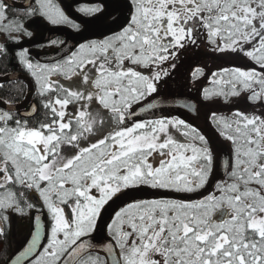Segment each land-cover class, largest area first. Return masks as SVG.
I'll return each instance as SVG.
<instances>
[{"label":"snow or ice","instance_id":"snow-or-ice-1","mask_svg":"<svg viewBox=\"0 0 264 264\" xmlns=\"http://www.w3.org/2000/svg\"><path fill=\"white\" fill-rule=\"evenodd\" d=\"M78 11L93 18L86 25L112 24L72 49L51 39L59 54L41 62L29 22L83 36L81 23L57 0H0V59L16 61L36 97L22 114L13 99L0 107V240L14 217L30 225L4 264H264V0H117ZM202 47L243 63L211 72L201 99L244 96L255 109L210 114L229 145L225 179L215 178L209 136L157 114L182 56ZM204 76L191 72L193 82ZM146 189L175 195L140 198Z\"/></svg>","mask_w":264,"mask_h":264},{"label":"rangeland","instance_id":"rangeland-1","mask_svg":"<svg viewBox=\"0 0 264 264\" xmlns=\"http://www.w3.org/2000/svg\"><path fill=\"white\" fill-rule=\"evenodd\" d=\"M61 7L64 9L66 14L73 19L74 21L81 23V26L83 27V37L81 40V43L86 42L85 37L87 39H98L101 37L102 33H105L108 31L109 27L112 24L111 18H106L104 21L95 24V25H86V21H90L93 18L90 17H85L83 14H81L78 11V8L84 7V6H94L100 3H116L117 0H61ZM119 13H117L118 15ZM107 22H110L107 26L105 25ZM30 27H37L38 25L32 22H29ZM41 26H43L41 22ZM50 25H46L45 27H49ZM102 26H106L108 28H104L103 31H99V29ZM91 27V28H87ZM110 35L111 32H108ZM204 47L196 50H188L186 53L188 54V58L186 60V53L182 56L181 61L185 62H180V65L178 66L177 71L173 75V77L169 80V83L164 86L162 89L161 94H171V95H178L180 92H182L184 95H189V96H194L197 97L198 102H199V115L197 117H193V120L196 125H199L201 128L205 125H203L204 119L208 120L210 117L211 112H214L218 108L222 107L221 100L217 99L214 102H206L201 99V92L197 93L199 87L201 88V83L200 86L197 84V82H192L191 84L189 83V78L186 77L185 75L189 73V69L194 67H204L206 71V79L210 76L211 72L218 70L221 67L226 66L228 63H232L233 58L229 55H226L228 60L224 58L222 55L214 54L208 49H203ZM206 50V51H203ZM235 61H241V60H235ZM234 61V62H235ZM65 83H67L65 81ZM178 93V94H177ZM181 94V93H180ZM151 99V98H149ZM245 97L241 96L240 101L244 100ZM139 105L135 106L136 109L138 108ZM248 105L244 104V108L247 107ZM157 114H163V115H175L179 116L180 118L185 119V115L183 112H180L178 110H160V112H157ZM191 123V122H189ZM154 193V194H153ZM160 196H170L169 192H164V191H159V190H151V189H146L142 194L140 198H154V197H160ZM122 205H114L113 207H119ZM110 212L112 211L111 209L109 210ZM26 237L18 238L16 235L12 239V245L14 250L19 249L22 243L25 242Z\"/></svg>","mask_w":264,"mask_h":264},{"label":"flooded vegetation","instance_id":"flooded-vegetation-1","mask_svg":"<svg viewBox=\"0 0 264 264\" xmlns=\"http://www.w3.org/2000/svg\"><path fill=\"white\" fill-rule=\"evenodd\" d=\"M11 1L17 2V3H23L24 2V0H11ZM57 2L61 6V3H62L61 0H57ZM109 23L110 22H107L106 26ZM42 24H43V26H41V23H40L37 27H33V28H36L34 30L36 35L33 37V39L36 40L37 42H39L38 45H31V42H29L28 44H25V46L31 45L32 53L34 54L35 58L39 59L41 62H43V61L46 62V61L51 60L50 58H46V57L47 56H51V55H53V54H55L56 52L59 51V49H57L56 52H53V53L50 52V48L48 47V45H49L51 39L63 40L65 42V44L68 41L69 35L67 33L61 32L59 34L53 35L52 34L53 31L56 30V29H64V30H67L70 33L71 37L73 38L72 48L78 46V43H81V40H82V37H83L82 34L80 32L75 31L74 29H72V28H70L68 26H58V27L57 26H49V27H45V23L42 22ZM106 26H102L101 28L102 29L108 28ZM101 28L99 29V31H102ZM82 30H83V27H82ZM203 49H206V47H204ZM203 51H206V50H203ZM186 56H187L186 57V60H187V58H188V54L187 53H186ZM222 56L228 60L226 55H222ZM235 60H238V59H233L232 63H228L224 67H229V66H234V65L235 66H240L243 63V61H235ZM181 62H185V61H181ZM201 68H203L205 70V73H206L207 70L204 67H201ZM192 70H193V68L189 69V73H187L185 75L186 77L189 78V83L190 84L193 82L192 78H191ZM195 82H197V84H199V86H200V83H201V88L210 87V85L208 84V79H206V76L200 78L198 81H195ZM200 92H201V89L199 87L197 93H200ZM180 93L179 94L177 93L178 95H171V94H168V95L174 96V97H177V96L190 97L191 99L195 100L196 103H197V111H196L195 114H192V113L188 112L187 110H185L184 108H181V107H179V108L178 107L160 108V109L157 110V112H160V110H165V109L174 110V111L178 110V111L184 113V115L186 116L185 120L187 122H191V124H193V123H195L194 120H193V117H197L199 115V102H198V99H197V97L189 96L187 94L184 95L182 92H180ZM221 104H222V107L218 108L214 112H217V113H220V114H229L231 111L237 110V109H239L241 111H244V112H251V111L255 110L247 102L246 99L240 101V98H239V99H236L233 103H229V104H225L221 100ZM244 104H246L248 106L244 108ZM139 107L140 106H138V108ZM138 108H137V110H138ZM196 124H193V125L196 126L197 128H199L207 136H209L213 140V142L215 144V147H216V150H217V153H218V156H219V170L216 173V177L215 178L216 179H225L226 177H225V174H224L223 161H224V158L225 159H229V153H228L229 145L226 142L222 141L218 137L217 133L215 132V130L212 128V126L210 124V119H208V120L204 119L203 125L204 124L205 125L202 128L199 125H196ZM172 195H175V194L170 193V196H172ZM24 243L21 244L19 249L22 247V245H24Z\"/></svg>","mask_w":264,"mask_h":264},{"label":"trees","instance_id":"trees-1","mask_svg":"<svg viewBox=\"0 0 264 264\" xmlns=\"http://www.w3.org/2000/svg\"><path fill=\"white\" fill-rule=\"evenodd\" d=\"M87 28H91V27H87ZM35 29L36 28L30 27V30H35ZM28 43L29 42H27L26 44ZM50 52L53 53L51 49ZM18 73L27 74L22 69H20L16 61L11 56L5 59H0V76H6L8 74H18ZM16 84H20L21 87H23V85L27 83L23 79H17V80H12V82H6L4 84V88L0 89V98L3 100L13 99L15 101V104L22 103L27 97L28 87L24 88L23 95H18L16 92ZM33 98L36 101L35 92ZM19 113L22 114L21 111H19ZM42 118L43 116L41 115V113L38 112L36 114V119H42ZM29 119L32 121V123L36 122V119H32L31 117H29ZM14 220H16L15 231L18 235V238L26 237L29 235L30 225L28 221L18 217H14L12 220V226L10 228L8 237L6 239L0 240V264H4L5 260L10 259L15 251L12 245V231H13Z\"/></svg>","mask_w":264,"mask_h":264},{"label":"water","instance_id":"water-1","mask_svg":"<svg viewBox=\"0 0 264 264\" xmlns=\"http://www.w3.org/2000/svg\"><path fill=\"white\" fill-rule=\"evenodd\" d=\"M10 2L16 3V4H21V3L13 2L11 0H10ZM58 31L67 33L69 35L66 47H67V49H70L72 44H73V38L71 37L70 33L67 30L61 29V30L54 31L53 34L57 33ZM58 54H59V52L54 54V56H56ZM8 77H12V79H23L30 86V87H28L29 93H28L26 100L21 104L15 105V107L18 110H21L24 112L28 111L30 106L32 104H34V102L30 103L32 100L33 91H34V85H33L32 80L24 74H13V75H8V76L0 78V81H8ZM157 99L159 100L161 107H167V106L171 107L172 106V107H178L179 108L181 104L188 103V104H194L197 108V103L193 99H191L190 97H184V96H177V97L172 96L171 97V96L162 95V96L157 97ZM2 101L3 100L0 98V107H6V105H3ZM185 110H187V109H185ZM187 111L192 113V114L196 113V112H191L189 110H187ZM224 160H226V159L224 158Z\"/></svg>","mask_w":264,"mask_h":264}]
</instances>
